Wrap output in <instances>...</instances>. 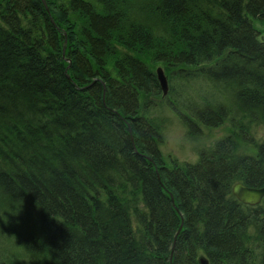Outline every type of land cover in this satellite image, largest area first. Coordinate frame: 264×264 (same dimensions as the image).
Wrapping results in <instances>:
<instances>
[{"label":"trees","instance_id":"trees-1","mask_svg":"<svg viewBox=\"0 0 264 264\" xmlns=\"http://www.w3.org/2000/svg\"><path fill=\"white\" fill-rule=\"evenodd\" d=\"M47 2L0 0V107L43 118L0 121V264H264V199L240 209L231 195L264 185V137L251 132L264 124V0ZM67 59L79 85L107 82L120 115L101 81H66ZM158 66L175 81L166 94ZM199 78L213 95L185 102ZM164 101L189 134L229 130L196 161L171 159L160 182L148 156L167 160Z\"/></svg>","mask_w":264,"mask_h":264},{"label":"rangeland","instance_id":"rangeland-1","mask_svg":"<svg viewBox=\"0 0 264 264\" xmlns=\"http://www.w3.org/2000/svg\"><path fill=\"white\" fill-rule=\"evenodd\" d=\"M259 27L264 31V24H259ZM190 82L193 84L196 93H208L206 89L207 84L206 82H203V79H190ZM186 87L185 89L187 91L192 86L188 88ZM152 111L153 114H156V109L151 110V112ZM157 114L168 117V122L164 127V143L161 148L169 163L171 162V159H175L181 163L196 161L200 148L213 145L220 138L225 136L229 130L228 123L215 127H207L206 125H203L200 128L201 134H189L187 132V126L183 123L178 114L174 113L172 109L168 107L165 101L163 102V106L157 110ZM251 132L255 134L256 138L262 139L264 137V124H253ZM240 142V147L242 146L247 152L253 151L252 144L249 146L247 145V142Z\"/></svg>","mask_w":264,"mask_h":264},{"label":"bare ground","instance_id":"bare-ground-1","mask_svg":"<svg viewBox=\"0 0 264 264\" xmlns=\"http://www.w3.org/2000/svg\"><path fill=\"white\" fill-rule=\"evenodd\" d=\"M41 1L43 2V4H44V6L46 7V9L49 10V4H48L47 0H41ZM67 61H68L67 69H64V73H65V75H66V81H67L68 83H69V82L72 83L74 86H76V87L79 88V89H87L92 83H93V84L96 83L95 81H101V85H102V100H101V104H102V102H103V105H104L108 110L110 109L111 111H113V112H115L116 114L120 115V112H119L117 109H115V108H113V107H109V106L106 105V95H107V92H108V85H107V82H106L104 79L102 80L100 77H97V78L93 79V81H92L91 83H89V84H86V85H83V86L79 85V84L76 82V80L71 76V74L69 73V71H68V67H70V65H71V60H68V59H67ZM159 67H161V68L163 69V71H164V75H165L166 78H167V84H168V90H167V92H169V89H172V87L175 86V81H173V80H171V79L168 78V76H167V74H166V72H165V70H164V68H163L162 66H158V67L155 69V73H156V76H157V81H158V83H159V87H160V89L162 90L163 93H164V90H163V88H162V85H161V82H160V79H159V76H158V72H157V69H158ZM191 86H192V87H191ZM194 86H195V85H194ZM188 87H191V88H189L187 91L185 90V93H184L183 95H181V97L183 96V100H184V101L187 100L188 98H189V99H192V100H196V101H197V100H202V98H207V95H210V94L213 95V91H214L213 88H206L207 91H208V93H205V92H203V93H198V92H197V93H196V92L194 91L193 84H189V85H187L186 88H188ZM211 92H212V93H211ZM58 102H59V101H58ZM60 102H62V101H60ZM185 102H186V101H185ZM63 103H64V102H63ZM187 103H188V102H187ZM4 108H5L4 106L0 107V121H8V122H10V123L28 122V123L31 124V125H36V124H39L40 122L43 121V118H42V116H40V115H38V117H37V115H35V114H34V115H32V114H23V112H21V110H19V111L17 112V109H16V108H15L14 111H12V110L7 111V110H5L6 108H5V109H4ZM7 108H9V106H8ZM20 112H21L23 115H20ZM141 115H142L141 111H140V112H139V111H135V112H133V113L130 115L129 122L127 123V124H128V130H129V133H130L129 137H130V136L132 137V136L134 135V133H133V129H132V126L134 127V126L136 125L135 123L137 122L138 117L141 116ZM131 124H132V125H131ZM19 129H20V126L14 125V126L10 129V134H11V133H14V135H15L14 137H16V135L19 134ZM8 130H9V126H8V128L6 127V130H2V129H0V134H6L5 132H8ZM104 138L107 140V138H106L105 136H104ZM132 138H133V137H132ZM127 140H128V135H127V136L123 135V141H122V143H126ZM257 140H258V141H261V139H257ZM251 144H252V146H253V151H252V152H247V150H245L244 148H242V146H241V149H242L241 151H242V152H245V153H250V154H254L255 152L257 153L258 150H257V147H256L255 143H250V142L247 143V145H249V146H251ZM119 145H122V144L120 143ZM161 150H162V148H161ZM166 158H167V157H166ZM148 159L151 160V161L155 164L158 179H159L160 182H162V179H161V172H162L163 170H166V169H167V170L171 169V168H172V164L169 163L168 160H166V159H165V162H164L163 164H161V163H156V161H154L152 157H149V156H148ZM237 183H239V182H236L235 184H237ZM235 184H234V185H235ZM245 186L250 187V188H262V187H264V185H263V186H260V187H254V186H248V185H245ZM5 194H6L5 191L0 192V196H1V197H3ZM231 195H232L233 197H235V199L237 200V202H238V206L240 207V209L245 208L247 205H248V206H253V207L259 205V204H254V205H252V204H247V203H245L244 201H242V200H241V199H240V198L234 193V189L232 190ZM171 199H172V202H173V205H174L175 209L178 211V210H179V207H178V205H177V203H176L175 196H174L173 194L171 195ZM1 202H3V203L9 202V199H2ZM260 204H261V203H260ZM184 219H185V217H183V214H182V215H181V224H180V226H179V228H178V230H177V232H176V234H175V236H174L173 245H172V248H171V254H170V261H171V262H172V259H173V256H174V249H175V245H176V242H177L178 235H179L180 231L182 230V228H183V226H184ZM201 257L205 258V259L207 260L208 264H211L210 261H209V259H208V257H207L206 255H204V254H201V255L199 256V261H200L201 264H203L202 261H201Z\"/></svg>","mask_w":264,"mask_h":264},{"label":"water","instance_id":"water-1","mask_svg":"<svg viewBox=\"0 0 264 264\" xmlns=\"http://www.w3.org/2000/svg\"><path fill=\"white\" fill-rule=\"evenodd\" d=\"M157 72L162 88L164 90V94H166L168 90L167 78L164 75V71L161 67L157 69ZM233 189H234V193L247 204H252V205L258 204L264 197V187L250 188L245 186V184L239 182L233 186ZM201 261L203 264H208L207 260L203 257H201Z\"/></svg>","mask_w":264,"mask_h":264}]
</instances>
